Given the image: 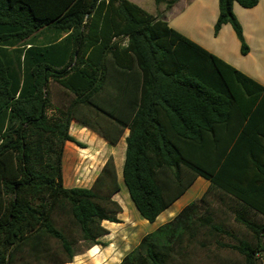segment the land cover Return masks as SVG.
Listing matches in <instances>:
<instances>
[{
  "label": "trees",
  "instance_id": "16d2710c",
  "mask_svg": "<svg viewBox=\"0 0 264 264\" xmlns=\"http://www.w3.org/2000/svg\"><path fill=\"white\" fill-rule=\"evenodd\" d=\"M258 2L219 0L215 31L230 25L248 50L233 7ZM44 30L53 39L35 45ZM52 82L71 99L50 117ZM73 120L112 146L129 131L122 181L151 224L197 178L210 182L119 264H189L212 242L240 256L225 264H258L264 87L129 0H0V264L72 263L78 245H102L104 221L121 223L112 155L91 188L64 186L65 144L84 148Z\"/></svg>",
  "mask_w": 264,
  "mask_h": 264
},
{
  "label": "crops",
  "instance_id": "0c3cea01",
  "mask_svg": "<svg viewBox=\"0 0 264 264\" xmlns=\"http://www.w3.org/2000/svg\"><path fill=\"white\" fill-rule=\"evenodd\" d=\"M129 1L144 9L146 12L157 16V14L153 12V9L156 10L158 8L155 1L151 10H146L143 7L142 0ZM233 11L236 18L241 23L245 41L251 51L247 58H250V56H253V54L255 53V57H251V66L246 69L237 64H233V60H230L231 58H229V56L226 54L225 50H227L228 48V43L230 45H233V39L236 42L233 36L234 31L230 25H224L219 31L218 36L216 38L212 37L214 26L219 16V0H178L171 8L167 9L164 7L163 9H161V18L166 23H168L170 28L179 32L191 41L197 43L210 53L232 65L237 70L264 87V0H259L257 6L251 9L243 8L238 3H235ZM210 43L213 44L214 48H210V46H208L210 45ZM219 44H221V48L218 46ZM52 105L53 106L48 110V116L50 117L55 113L58 107V105L54 104V101H52ZM69 133L77 141L80 140L78 139V135H80L94 142H102V144L110 149L109 155H112L114 157L116 170H118V167L120 166L118 157L120 156H118V152L116 150L117 146L120 144L124 137L121 139L118 145L112 146L103 138L98 136L90 129L84 127L76 120H73L71 122ZM126 133V137H128L129 131H126ZM70 143L71 142H67L65 144L64 157L62 162L64 186L69 189H89L94 184L108 157L102 163L100 171L91 183H88V185L85 186L67 187L65 181L66 156L68 155V152L70 150H73L72 146L68 145ZM120 158L122 164V157ZM209 186V181L201 177L197 178V180L189 188V190L169 209L162 213L157 218V220L152 223L151 227L146 230L147 232L145 233L141 231L138 232L137 228L140 225L146 227L147 225H149L148 221L144 219L143 221H141L138 219L137 215L131 209V205L128 201L127 195H125L124 197V199L126 200V204L129 207V210L126 212L124 206L121 204V191L118 192L114 195L113 200L117 201L123 209V212L118 215L121 223L116 224L104 221L102 225L109 231V234L100 238V242L102 243V245L93 246L92 248L87 249L83 254L75 256L74 259L77 258V260L84 261L86 264H119L121 262V259L118 263L110 261L113 256L111 255L110 257L108 252L111 248V252H120L121 250L127 253L129 251H132L139 245L144 236L156 231L161 225L173 220L186 206H188L192 202L197 201V199L199 200L206 193ZM173 207H175L176 209L170 210ZM168 211L169 214L165 215ZM164 215L165 217H163ZM116 232H118V234H116ZM116 235L119 238L117 239V241ZM74 259L72 263L67 264H75Z\"/></svg>",
  "mask_w": 264,
  "mask_h": 264
},
{
  "label": "rangeland",
  "instance_id": "374dc122",
  "mask_svg": "<svg viewBox=\"0 0 264 264\" xmlns=\"http://www.w3.org/2000/svg\"><path fill=\"white\" fill-rule=\"evenodd\" d=\"M143 1V7L146 10H151L154 5V0H142ZM158 8L156 10L153 9V12L157 14L161 18V9L166 6L160 5L157 6ZM219 32L217 33L215 31L214 26V32L212 37L216 38L218 36ZM233 36L236 40V42L233 39V45H230L228 43V48L226 51V54L231 58L230 60H233V64H237L243 68H249L251 66V57H255V53L253 56H250V58H247V56L251 53L250 48L248 44L245 41L246 46L248 47V50H242V42L239 40L235 32H233ZM54 35L49 32L48 30H44L36 34V36L33 39V42L35 45H43L48 42V40L53 39ZM245 40V38H244ZM210 48H214L213 44L210 43ZM220 48L222 47L221 44L218 45ZM15 47L8 48V52L10 54H13ZM51 90V96L52 101H54V104L58 105V107H65L68 104V101L71 99L70 96H68L65 91L60 88L56 83L52 82L50 85ZM124 135L123 140H125ZM78 140L84 148H81L77 146L74 143H70L68 145H71L73 150L68 152V155L66 156V166H65V181L67 187H73V186H85L88 185V183H91L92 180L96 177L98 172L100 171V168L102 166V163L106 160V158L110 157L109 155L110 149L107 148L102 142H94L87 138H84L83 136L78 135ZM121 141L120 144L117 146V154L118 156L122 157V164H121V158L118 157L120 161V166L118 167L117 173L119 178V183L121 185V192H120V198H121V204L124 206L125 211L127 212L129 210L128 205L126 204V200L124 199L125 195L128 197V201L131 205V209L134 211V213L137 215L138 219L143 221L139 213L137 212L132 200L129 197V194L127 192L126 187L123 184L122 181V171H123V164L125 160V152H126V142ZM198 200V199H197ZM218 206V205H217ZM176 209L175 207L171 208L170 210ZM130 212V211H129ZM169 214V211L165 214ZM220 214V215H219ZM219 219L225 218L224 215H221V212L219 213ZM165 215L163 217H165ZM161 219V218H160ZM257 220H260L259 218ZM149 225L146 227L143 225L138 226L137 231L138 232H147L146 230L151 227L152 224L148 222ZM229 224L231 230H234L239 237H247L248 232L242 228L237 226L233 223V218L230 217ZM164 225V224H163ZM162 226V225H161ZM160 226V227H161ZM155 232V231H154ZM153 233V232H152ZM118 234V232H116ZM151 234V233H150ZM249 238V237H248ZM119 239L116 235V241ZM121 239V238H120ZM221 243L224 245H233L237 242L231 238V237H221ZM112 249V248H111ZM111 249L109 250V255L113 256L110 261H114L115 263H118L119 260L124 258L123 256L130 253L129 252H123L120 250L116 252H111ZM135 249V248H134ZM87 250L85 244H80L76 247V256L83 254ZM216 255V256H215ZM123 257V258H122ZM240 256L237 255L234 251H232L228 247H219L214 242L210 244V249L208 250H197L193 251L191 253V256L189 258V264H225L227 262H234L236 260H239ZM75 264H86L84 261L77 260V258L74 259ZM37 264V263H33ZM175 264H184L179 262H176ZM258 264H264V255H261L258 261Z\"/></svg>",
  "mask_w": 264,
  "mask_h": 264
}]
</instances>
